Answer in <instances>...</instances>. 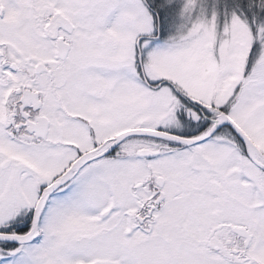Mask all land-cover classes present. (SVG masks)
I'll list each match as a JSON object with an SVG mask.
<instances>
[{
    "label": "snow or ice",
    "instance_id": "snow-or-ice-1",
    "mask_svg": "<svg viewBox=\"0 0 264 264\" xmlns=\"http://www.w3.org/2000/svg\"><path fill=\"white\" fill-rule=\"evenodd\" d=\"M0 264H264V0H0Z\"/></svg>",
    "mask_w": 264,
    "mask_h": 264
}]
</instances>
